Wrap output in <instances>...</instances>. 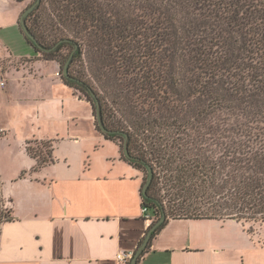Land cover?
<instances>
[{"label":"trees","instance_id":"trees-1","mask_svg":"<svg viewBox=\"0 0 264 264\" xmlns=\"http://www.w3.org/2000/svg\"><path fill=\"white\" fill-rule=\"evenodd\" d=\"M25 21L43 48L58 43L24 34L143 170L142 187L151 171L149 226L166 215L152 236L170 219L264 223V0H40ZM125 138L143 162L126 158ZM25 150L33 170L55 160L53 140ZM2 184L0 232L14 218Z\"/></svg>","mask_w":264,"mask_h":264},{"label":"crops","instance_id":"crops-1","mask_svg":"<svg viewBox=\"0 0 264 264\" xmlns=\"http://www.w3.org/2000/svg\"><path fill=\"white\" fill-rule=\"evenodd\" d=\"M23 10L22 1L0 0V30L14 33L0 39V90L13 83V105L30 129L28 161L14 163L3 182L14 218L1 227L0 264H131L116 255L143 247L150 229L143 174L96 130L94 117L91 127L80 126L78 104L89 103L56 74V61L38 58L19 24ZM45 62L57 69L47 72ZM64 125L71 127L62 133ZM32 139L53 140L55 160L37 170L25 150ZM136 264H264V223L248 232L233 219H170L151 233Z\"/></svg>","mask_w":264,"mask_h":264},{"label":"rangeland","instance_id":"rangeland-1","mask_svg":"<svg viewBox=\"0 0 264 264\" xmlns=\"http://www.w3.org/2000/svg\"><path fill=\"white\" fill-rule=\"evenodd\" d=\"M32 0H24V9L31 3ZM1 36H5L7 38H13L14 33L11 28L1 31L0 30V39ZM39 56V53H38ZM47 72H52L53 69H57V66L52 62H45ZM13 83L9 82L7 87L3 90H0V125H3L7 131V135L3 136V130L0 129V175L2 179V183L5 181L6 183L8 180L12 178L15 174L16 170L12 168V165L15 163L24 164L28 161L27 155L23 152V138L29 134V121L25 119L18 118L20 115L19 110L17 109L13 103V98L10 96V90H12ZM14 91V90H13ZM18 92H15L17 95ZM14 95V96H15ZM18 96H23L18 94ZM80 110L78 114L85 116L83 120L80 122L81 127H87L93 125V115L92 109L89 104L83 106L78 104ZM90 114V118L88 119L86 116ZM67 127L64 125L62 133L66 132ZM37 140V139H32ZM38 141V140H37ZM30 146L35 151L42 150L45 152L46 147L42 146L41 143L32 142ZM107 147H110L107 145ZM142 174L144 176V172L142 170ZM3 188V184H2ZM3 192V191H2ZM241 223V222H240ZM263 223L253 222V221H246L244 222V226L250 228L254 232L256 227Z\"/></svg>","mask_w":264,"mask_h":264},{"label":"water","instance_id":"water-1","mask_svg":"<svg viewBox=\"0 0 264 264\" xmlns=\"http://www.w3.org/2000/svg\"><path fill=\"white\" fill-rule=\"evenodd\" d=\"M39 1H40V0H35L33 3H31L30 5H28V6L22 11V13H21V15H20V19H19V24H20V27H21L23 33L26 35V37H27L28 39L31 40V42H32L36 47H38V48H40V49H45V48H43V47L38 43V41H37L36 38L32 35V33H30V31L28 30V27H27V25H26V21H25L26 16H27V15H28V14H29V13L35 8V6L39 3ZM57 44H58V43H56V44L53 45L52 47L47 48V49H45V50H52V49H54V48L57 46ZM71 56H72V53L70 54V57H71ZM63 75H64L65 78H67V79H69V80H71V81L77 82V83L83 85L84 87H86V88L89 90V87H88L84 82H82L80 79H78V78H76V77H73V76L69 75V73H68V71H67V63L64 65ZM89 92H90L91 96H92L93 98L96 99L95 94H94L92 91H89ZM97 104H98V102H97V99H96V105H97ZM99 124H100V129H101L102 132H105V133H111V132H113L112 130H108V129H106V128L102 125L101 121L99 122ZM124 155H125L126 158L129 159V160H136V161H141V162H143L141 159L132 156V155L128 152V148H127V144H126V138H125V144H124ZM149 171H150V168H149ZM150 178H151V171L149 172V174H148V178H147V180H146V182H145V184H144V187H143V189H142V195H143L144 197H146V198H150V197L148 196V194H147V190H146V187H147V185H148V183H149V181H150ZM165 218H166V215H165L164 211L162 210V214H161V216L159 217V219H157V220H156V221L150 226V229H149L148 234H147V236H146V239H145V241H144L143 247H144V245L146 244L147 240L150 238L151 233H152V232H153V231H154V230H155V229H156L161 223L164 222ZM143 247H140V249H138L136 252H134V255H133L132 259H131V264H136V262H137V258H138V256H139L140 252L142 251V248H143Z\"/></svg>","mask_w":264,"mask_h":264},{"label":"built area","instance_id":"built-area-1","mask_svg":"<svg viewBox=\"0 0 264 264\" xmlns=\"http://www.w3.org/2000/svg\"><path fill=\"white\" fill-rule=\"evenodd\" d=\"M56 74L60 76L59 72H57ZM4 85H5V82L2 79H0V86L2 87ZM142 213H143L145 219L151 223L153 220V216L149 213V209H148L147 205H145V204L142 205ZM133 255H134V253L132 251H128V252L120 251L116 255V259L128 263L132 259Z\"/></svg>","mask_w":264,"mask_h":264}]
</instances>
